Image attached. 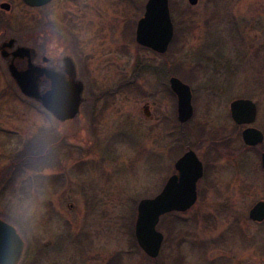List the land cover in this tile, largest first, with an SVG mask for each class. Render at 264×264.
<instances>
[{
	"label": "rangeland",
	"instance_id": "1",
	"mask_svg": "<svg viewBox=\"0 0 264 264\" xmlns=\"http://www.w3.org/2000/svg\"><path fill=\"white\" fill-rule=\"evenodd\" d=\"M147 1L0 0L11 7L0 8V41L71 54L86 88L79 115L58 123L16 91L0 59V218L25 243L20 264H264V223L248 218L264 199L259 149H245L229 112L253 100L264 132V0H170L163 56L135 41ZM171 76L195 97L182 129ZM187 148L206 167L198 201L161 220L155 261L135 239L137 206L160 193ZM33 190L35 213L21 221L20 196Z\"/></svg>",
	"mask_w": 264,
	"mask_h": 264
},
{
	"label": "water",
	"instance_id": "2",
	"mask_svg": "<svg viewBox=\"0 0 264 264\" xmlns=\"http://www.w3.org/2000/svg\"><path fill=\"white\" fill-rule=\"evenodd\" d=\"M22 1L29 7H41L52 0ZM197 1L188 0L191 6H195ZM0 8L9 11L10 6L3 3ZM173 37L174 26L169 0H148L145 13L137 23L136 43L163 55L168 51ZM20 51L29 53L27 48H21ZM42 74L39 70L25 73L12 70V76L25 97L39 102L58 121L74 119L84 102L83 84L75 81L71 72L69 79L57 74H47L52 89L41 94L38 90V79ZM170 88L177 98L178 120L184 124L193 116L191 89L176 77L170 78ZM230 113L235 123L249 125L257 117V108L252 100L239 99L231 103ZM243 139L247 145L253 146L263 141V135L251 128L244 131ZM262 167L264 169V154ZM174 168L175 174L169 177L161 192L153 198L142 199L137 206L135 238L141 250L153 260L159 257L164 241L163 234L157 229L161 218L167 214L190 210L197 201V183L203 177V165L192 150L178 159ZM250 218L255 222L264 220V203H258L250 211ZM24 247V241L17 230L0 219V264H19Z\"/></svg>",
	"mask_w": 264,
	"mask_h": 264
},
{
	"label": "flooded vegetation",
	"instance_id": "3",
	"mask_svg": "<svg viewBox=\"0 0 264 264\" xmlns=\"http://www.w3.org/2000/svg\"><path fill=\"white\" fill-rule=\"evenodd\" d=\"M54 0H52L51 2H53ZM70 2H79L80 0H68ZM128 1V0H126ZM131 1V0H130ZM50 2V3H51ZM48 3V4H50ZM3 4V3H2ZM47 4V5H48ZM9 5V4H8ZM45 5V6H47ZM146 5V4H145ZM10 6V5H9ZM45 6H41V7H33L35 9H39V8H42V7H45ZM11 8V7H10ZM169 9H170V0H169ZM10 10V9H9ZM145 13V7H144V11H143V14L142 16L139 18V20L143 17ZM170 16H171V10H170ZM138 20V21H139ZM171 20H172V16H171ZM137 21V23H138ZM137 23H136V26H137ZM172 23H173V20H172ZM173 26H174V23H173ZM135 30H136V27H135ZM72 42L74 41L71 40ZM21 48H27L29 50V53L28 54H25L24 52L20 51ZM28 55V56H27ZM0 59L4 62L5 64V67H6V70L8 72V75L10 77V79L12 80L13 84L15 85L16 87V91L19 92L22 96V92L21 90L19 89L17 83H16V80L13 78L12 76V70L18 72V73H25V72H28V71H36V70H39V71H42L43 74L42 76L39 77L38 79V90L41 94L49 91L52 89V83H51V80L48 78L47 74L50 75V74H57L58 76L60 77H64L65 79H69V72H71L72 75H74V78H75V81H78V82H81L83 84V95L85 93V84L84 82L79 78V73H78V69H77V65L75 63V60L74 58L71 56V54H61L59 57L58 56H54V57H47L45 56V54H41L37 49H35L34 47H29L27 45H23V44H20L19 40L16 39V38H13V37H10V36H6L4 37L3 40L0 41ZM0 71L2 72L1 70V66H0ZM74 73V74H73ZM161 74V73H160ZM171 77H175V76H171ZM170 77V78H171ZM170 78H169V87H170ZM178 78V77H176ZM179 80H181L180 78H178ZM184 84L188 85L191 89V86L189 85V83L181 80ZM123 82H121L122 84ZM120 86V85H119ZM191 93H192V106H193V100H194V93L191 89ZM175 96V95H174ZM28 99V98H27ZM175 99H176V96H175ZM239 99H247V98H239ZM239 99H236V100H239ZM35 103H37L39 106L40 103L35 101V100H32V99H29ZM251 100V99H250ZM85 101V99H84ZM235 101V100H234ZM253 101V100H252ZM233 102V101H232ZM231 102V103H232ZM254 102V101H253ZM176 103H177V99H176ZM230 103V105H231ZM255 105H256V108H257V116H258V107H257V104L256 102H254ZM83 105V104H82ZM81 105V107H82ZM230 105H229V112H230ZM80 107V109H81ZM144 111H145V115L147 117L150 118V112H149V105H145L144 106ZM80 113V111H79ZM56 122L58 123H65V122H68V121H65V122H61V121H58L56 120L53 115H51L50 113H48ZM177 114V113H176ZM79 115V114H78ZM178 115V114H177ZM193 116H194V106H193ZM193 116L192 118L187 121L186 123L184 124H181L178 120V116H177V120L180 124V128L182 129L185 125H187L192 119H193ZM230 117H231V113H230ZM232 119V118H231ZM257 120V117L255 119V121L252 123V124H237L235 123L233 120H232V123L238 128V129H242L241 130V133L239 135L243 145L245 146V149H249V150H256V149H259V156H260V171L262 172V174L264 175V169L262 167V155L264 154V148L262 147V144L264 143V132L261 130V129H258L256 126H255V122ZM256 129L258 131H260L263 135V141L257 145H253V146H250V145H247L243 139V133L244 131H246L247 129ZM229 144H230V140H228ZM228 142L226 141V145L228 147ZM189 150H192V149H189L187 148L185 150V152L178 158L180 159L186 152H188ZM193 151V150H192ZM194 153L196 154V152L194 151ZM214 154H217V151L216 150H213ZM196 156L198 157V159L201 161L202 165H203V177L198 181L197 183V196H198V186L200 184V182L202 181V179L204 178V175H205V171H206V167L204 166V163L203 161L199 158V156L196 154ZM177 159V160H178ZM176 160V161H177ZM176 163V162H175ZM175 166V164H174ZM175 174V168H174V173L172 175ZM171 175V176H172ZM169 179V178H168ZM167 179V180H168ZM167 182V181H166ZM166 184V183H165ZM198 198V197H197ZM198 201V199H197ZM196 201V202H197ZM258 203H264V199H260L258 201H256L254 203V205L252 206V208L249 210V213H248V218L250 221H252L253 223H257V224H262L264 223V220L260 221V222H255L253 220H251L250 218V211L258 204Z\"/></svg>",
	"mask_w": 264,
	"mask_h": 264
},
{
	"label": "clouds",
	"instance_id": "4",
	"mask_svg": "<svg viewBox=\"0 0 264 264\" xmlns=\"http://www.w3.org/2000/svg\"><path fill=\"white\" fill-rule=\"evenodd\" d=\"M36 199L37 193L34 190L21 194L18 209V219L21 221H26L34 215Z\"/></svg>",
	"mask_w": 264,
	"mask_h": 264
},
{
	"label": "trees",
	"instance_id": "5",
	"mask_svg": "<svg viewBox=\"0 0 264 264\" xmlns=\"http://www.w3.org/2000/svg\"><path fill=\"white\" fill-rule=\"evenodd\" d=\"M46 147V146H45ZM42 148H44V147H42ZM41 152H42V154L40 155V158H41V160H40V162L39 163H41V161H43V157L45 156V155H47V153H48V147H46V149L44 148V149H42L41 150ZM29 157H31V158H33V163L34 162H36V156L33 154V153H31V155H29ZM21 158H24V157H21ZM21 158H19V159H21ZM44 160H46V159H44ZM37 163V162H36Z\"/></svg>",
	"mask_w": 264,
	"mask_h": 264
}]
</instances>
